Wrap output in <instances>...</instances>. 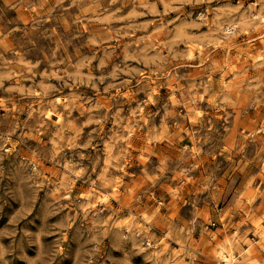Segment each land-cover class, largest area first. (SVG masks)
Returning <instances> with one entry per match:
<instances>
[{
  "label": "clouds",
  "instance_id": "clouds-1",
  "mask_svg": "<svg viewBox=\"0 0 264 264\" xmlns=\"http://www.w3.org/2000/svg\"><path fill=\"white\" fill-rule=\"evenodd\" d=\"M0 264H264V0H0Z\"/></svg>",
  "mask_w": 264,
  "mask_h": 264
},
{
  "label": "rangeland",
  "instance_id": "rangeland-1",
  "mask_svg": "<svg viewBox=\"0 0 264 264\" xmlns=\"http://www.w3.org/2000/svg\"><path fill=\"white\" fill-rule=\"evenodd\" d=\"M185 143H188V141H185Z\"/></svg>",
  "mask_w": 264,
  "mask_h": 264
}]
</instances>
